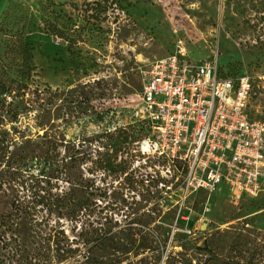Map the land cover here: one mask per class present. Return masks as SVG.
<instances>
[{"label": "rangeland", "instance_id": "1", "mask_svg": "<svg viewBox=\"0 0 264 264\" xmlns=\"http://www.w3.org/2000/svg\"><path fill=\"white\" fill-rule=\"evenodd\" d=\"M96 2L0 0V264H264V191L183 200L136 146L140 70L177 44L253 76L264 122V0ZM50 23L85 26L72 54Z\"/></svg>", "mask_w": 264, "mask_h": 264}, {"label": "built area", "instance_id": "2", "mask_svg": "<svg viewBox=\"0 0 264 264\" xmlns=\"http://www.w3.org/2000/svg\"><path fill=\"white\" fill-rule=\"evenodd\" d=\"M140 71L137 153L159 188L180 186L183 200L223 190L234 202L264 191V122L248 114L253 76L194 61L178 44ZM257 78L264 89V72Z\"/></svg>", "mask_w": 264, "mask_h": 264}, {"label": "trees", "instance_id": "3", "mask_svg": "<svg viewBox=\"0 0 264 264\" xmlns=\"http://www.w3.org/2000/svg\"><path fill=\"white\" fill-rule=\"evenodd\" d=\"M97 1V10H124L125 5H129V0H95ZM70 7L76 8L74 3H70ZM73 9V8H72ZM49 31L52 35L65 41L66 48L69 53H73L78 42H81L82 33L85 31V26L75 25L73 28L65 26L60 27L57 24H49Z\"/></svg>", "mask_w": 264, "mask_h": 264}, {"label": "bare ground", "instance_id": "4", "mask_svg": "<svg viewBox=\"0 0 264 264\" xmlns=\"http://www.w3.org/2000/svg\"><path fill=\"white\" fill-rule=\"evenodd\" d=\"M171 21V20H170Z\"/></svg>", "mask_w": 264, "mask_h": 264}]
</instances>
